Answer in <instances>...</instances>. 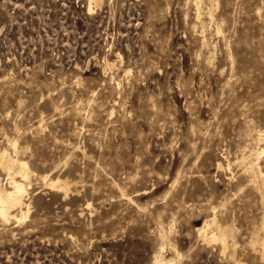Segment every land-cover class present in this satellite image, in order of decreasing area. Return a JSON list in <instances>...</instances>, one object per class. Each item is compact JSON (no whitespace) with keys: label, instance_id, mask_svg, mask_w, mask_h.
<instances>
[{"label":"rangeland","instance_id":"1","mask_svg":"<svg viewBox=\"0 0 264 264\" xmlns=\"http://www.w3.org/2000/svg\"><path fill=\"white\" fill-rule=\"evenodd\" d=\"M196 2L0 0V153L30 208L0 218V264H263L241 162L264 132V0ZM214 217L234 249L197 238Z\"/></svg>","mask_w":264,"mask_h":264},{"label":"bare ground","instance_id":"2","mask_svg":"<svg viewBox=\"0 0 264 264\" xmlns=\"http://www.w3.org/2000/svg\"><path fill=\"white\" fill-rule=\"evenodd\" d=\"M198 1L199 0H197V2ZM198 13H201L200 9L198 10ZM197 18H198V15H197ZM255 138H256L257 145L260 147L257 148L256 151L252 153L250 152L251 155L247 157L249 158V160L247 159L249 161L248 163L246 162L247 160L246 161L242 160V162L241 161L240 162L241 163L245 162L244 167H245V174H246L247 181L249 182V184H251L255 188V189L253 188V190H255L256 193L258 194L259 200L261 201L260 206H262L261 208L263 209V216L261 219L262 220L261 228L263 230V237L259 244L260 256L258 254L257 256L261 258L259 260L260 261L262 260L264 264V171H263V167L261 168L260 166L261 165L260 160L263 159L264 161V132H262L261 130L257 131ZM0 168L3 169L7 173V179L9 181V185L11 186L10 190H7L0 184V218L4 221H7L8 219L10 220L11 218L18 219L16 215H13L14 213L18 212L19 213L18 221H22L23 219L27 217V214L30 209L29 204L25 203V196L27 194V186L29 185V182H28L29 172L27 169V165L25 163L19 162L16 158L9 157L5 152H3V153H0ZM16 175L20 177L21 179L20 182L15 181L14 176ZM45 178L46 177L42 178L43 181L45 180ZM49 186L61 189L63 193H67V190H68L67 183L63 181H59V180L50 182ZM196 234H197V238L204 245L217 246L218 251L220 253H224L225 251H228L231 247L234 249L235 240L233 239V233H232L231 228H229V226H224L222 221H220L216 217H214L212 220L206 221L202 227L196 230ZM251 245L252 244H250L249 246ZM169 263L171 262L166 261L161 256H157V257L155 256V259L153 261V264H169Z\"/></svg>","mask_w":264,"mask_h":264}]
</instances>
